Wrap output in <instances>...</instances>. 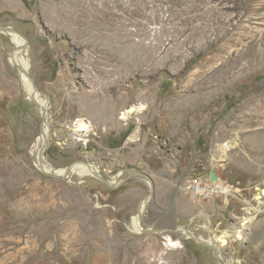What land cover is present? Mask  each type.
<instances>
[{"label": "rangeland", "instance_id": "obj_1", "mask_svg": "<svg viewBox=\"0 0 264 264\" xmlns=\"http://www.w3.org/2000/svg\"><path fill=\"white\" fill-rule=\"evenodd\" d=\"M0 26L28 44L29 77L61 134L47 148L51 165L93 163L112 185L122 170L110 186L36 167L43 117L0 32V264H218L213 249L180 235L194 218L233 264H264V195L254 199L264 193V0H0ZM134 104L143 109L120 119ZM79 118L88 132L68 142ZM212 167L232 193H186ZM141 170L154 186L142 226L166 230L134 229L151 188ZM243 220L244 241L231 231Z\"/></svg>", "mask_w": 264, "mask_h": 264}, {"label": "bare ground", "instance_id": "obj_2", "mask_svg": "<svg viewBox=\"0 0 264 264\" xmlns=\"http://www.w3.org/2000/svg\"><path fill=\"white\" fill-rule=\"evenodd\" d=\"M0 32H3L4 34L8 35L11 39L12 44H14L17 47V51L14 55V63L16 66V69L20 76V86L22 87L23 92L28 96L29 100L37 106L39 109V112L42 114L43 120L40 128V132L36 135L33 141V150L32 153L35 158V165L38 169L43 171L46 174H55L57 176L62 177L64 180L68 179L71 182L76 177H83V176H96L100 177L103 181H105L101 176L98 168L93 164L89 162H82L77 161L72 163L69 166L61 167V168H55L51 165V163L47 159V148L49 145L55 141L58 143V140H60L61 134H58L59 130H55L53 132L51 130L50 125V106L47 102V100L43 97V93H41L35 86V83L33 80L29 77V69L31 67V63L28 58V51L29 47L24 39L23 35L19 33L15 29H11L9 27L7 28H0ZM29 73V74H28ZM45 95V94H44ZM135 112L138 113L141 109H143L141 105H135ZM128 108V107H127ZM127 108L125 110H122L120 113V119L126 120L130 118L132 114L128 113ZM40 114V115H41ZM70 128V135L65 137L66 140L73 142H76L80 139H82L79 135L84 133L85 131L88 132V129L90 127L89 122L83 118H79L77 121H75L73 124L68 126ZM54 129V126H53ZM85 135V134H84ZM64 138V140H65ZM64 144V141L61 142ZM231 144H219L216 150L212 154V162L222 159L226 149ZM124 171V170H123ZM134 173V172H132ZM122 170L116 174L113 178V184H110L109 182H106L110 186H116L122 182ZM136 175V174H135ZM99 178V179H100ZM148 179V178H147ZM150 181V187L152 188L153 185ZM177 187H181L180 184L176 185ZM151 188L149 194L142 200L140 207L137 211V213L133 216V226L136 231H146L148 229H157L166 230L165 228H144L142 226V217H143V211L145 208L150 205L149 201L151 199L152 193ZM264 193L262 194L263 197ZM262 197H258L261 199ZM204 229L205 232L208 234V238H204L201 233H198V229ZM180 235H188L189 237H194L197 239V241L206 242L213 246V250L217 259L218 264H233V258L232 257H226L225 251H224V244L219 243L217 241V237L215 232L212 228L207 224V222L203 218H194L193 221H191L190 224H184L181 225L179 228ZM231 231L235 235L236 238L244 241L247 238V235L250 231V222L244 221L238 225L232 226ZM165 238L172 244H176L177 241H173V238L167 234L165 235Z\"/></svg>", "mask_w": 264, "mask_h": 264}, {"label": "built area", "instance_id": "obj_3", "mask_svg": "<svg viewBox=\"0 0 264 264\" xmlns=\"http://www.w3.org/2000/svg\"><path fill=\"white\" fill-rule=\"evenodd\" d=\"M184 187L186 193L191 197L202 199L219 195H230L232 193V189L227 187L219 178L216 181L211 180L210 172L209 170L205 171V168L187 180Z\"/></svg>", "mask_w": 264, "mask_h": 264}, {"label": "water", "instance_id": "obj_4", "mask_svg": "<svg viewBox=\"0 0 264 264\" xmlns=\"http://www.w3.org/2000/svg\"><path fill=\"white\" fill-rule=\"evenodd\" d=\"M7 27H9V28H11V29L13 28V27H11V26H0V28H7ZM18 32H19V31H18ZM127 111H128V113L133 114V113L135 112V106H134V105L129 106V107L127 108ZM209 172H210L211 180L216 181V180L218 179V175H217V173H216L215 168L212 167V168L209 170ZM138 174H139L140 176H143V177H145V178L150 179V180L152 181V183H153L152 177H151V175H150L147 171H145V170H141V171H138ZM48 175H51L52 177H55V178H58V179H63L62 177L57 176V175L52 174V173H51V174H48ZM105 183H106V182H105ZM106 184H107V183H106ZM108 185H109V184H108ZM153 191H154V186L151 188V193H153ZM175 193H176V191H174L173 195H175ZM258 197H262V195H260V193H258V194H256V195L254 196V199H259ZM158 231H159V230H157V229H148V230H146V232H158ZM160 231H162V230L160 229ZM199 243H203L204 245H206V246H208L209 248L213 249V246L210 245V244H208V243H206V242H199Z\"/></svg>", "mask_w": 264, "mask_h": 264}]
</instances>
